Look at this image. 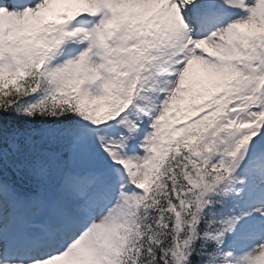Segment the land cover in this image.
I'll return each mask as SVG.
<instances>
[{
    "label": "snow or ice",
    "instance_id": "1",
    "mask_svg": "<svg viewBox=\"0 0 264 264\" xmlns=\"http://www.w3.org/2000/svg\"><path fill=\"white\" fill-rule=\"evenodd\" d=\"M0 264H264V0H0Z\"/></svg>",
    "mask_w": 264,
    "mask_h": 264
}]
</instances>
